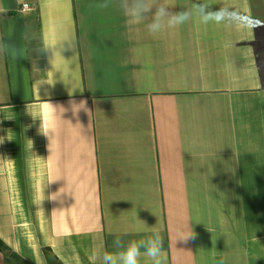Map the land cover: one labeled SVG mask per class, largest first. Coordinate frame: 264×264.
<instances>
[{"label":"crops","instance_id":"1","mask_svg":"<svg viewBox=\"0 0 264 264\" xmlns=\"http://www.w3.org/2000/svg\"><path fill=\"white\" fill-rule=\"evenodd\" d=\"M121 2L0 0V264H99L152 229L165 264H264V0L155 39Z\"/></svg>","mask_w":264,"mask_h":264},{"label":"clouds","instance_id":"2","mask_svg":"<svg viewBox=\"0 0 264 264\" xmlns=\"http://www.w3.org/2000/svg\"><path fill=\"white\" fill-rule=\"evenodd\" d=\"M214 0H205L202 4H196L192 10L169 12V8L175 7V0H165L163 4H157V0H122L120 9L126 16L128 23L143 26L146 34L151 38H159L164 33L175 30L196 16L200 23L220 24L231 19L230 10L224 8L213 9ZM155 5V11L153 6ZM100 8L109 7L108 3H101ZM152 13L151 19L147 14ZM5 47H9L5 45ZM12 60H16L23 55V52L11 46ZM49 118L41 120L40 133L50 138L55 127L57 114L55 108L49 104ZM36 117H39L37 114ZM35 117V118H36ZM40 118V117H39ZM3 140L0 139V142ZM57 177L55 180L59 179ZM53 180V181H55ZM41 199L39 201H42ZM199 223V222H198ZM194 236V233L185 236ZM113 251L104 250L97 254L99 264H165V255L163 248V237L160 232L152 229L149 235L141 239L124 241L119 236L113 242Z\"/></svg>","mask_w":264,"mask_h":264},{"label":"trees","instance_id":"3","mask_svg":"<svg viewBox=\"0 0 264 264\" xmlns=\"http://www.w3.org/2000/svg\"><path fill=\"white\" fill-rule=\"evenodd\" d=\"M0 250L4 252H8V248L1 240H0Z\"/></svg>","mask_w":264,"mask_h":264},{"label":"built area","instance_id":"4","mask_svg":"<svg viewBox=\"0 0 264 264\" xmlns=\"http://www.w3.org/2000/svg\"><path fill=\"white\" fill-rule=\"evenodd\" d=\"M26 8H28V5L27 4H23L22 5V9H26Z\"/></svg>","mask_w":264,"mask_h":264}]
</instances>
